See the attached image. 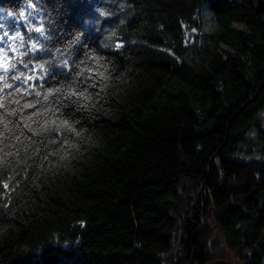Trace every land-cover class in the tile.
Instances as JSON below:
<instances>
[{
	"label": "trees",
	"instance_id": "1",
	"mask_svg": "<svg viewBox=\"0 0 264 264\" xmlns=\"http://www.w3.org/2000/svg\"><path fill=\"white\" fill-rule=\"evenodd\" d=\"M256 2L32 0L65 30L88 14L99 21L96 41L115 32L120 51L85 48L112 58L125 79L105 110L83 121L100 143L68 169L46 182H33L32 169L0 179V264H216L227 252L238 264H264V12Z\"/></svg>",
	"mask_w": 264,
	"mask_h": 264
},
{
	"label": "clouds",
	"instance_id": "2",
	"mask_svg": "<svg viewBox=\"0 0 264 264\" xmlns=\"http://www.w3.org/2000/svg\"><path fill=\"white\" fill-rule=\"evenodd\" d=\"M26 2L23 11L7 0L0 4V58L14 53L6 66L0 63V179L10 172L14 182L32 169L33 182H46L47 176L68 169L71 161L100 143L83 121L91 123L94 113L104 111L125 79L124 73L114 75L112 58L85 44L115 51L124 45L116 46L117 34L110 29L107 43L96 41L92 29L99 21L91 15L80 17L79 28L65 30L49 19L50 9L43 15L47 5L40 8L32 0ZM92 12L108 16L98 4L92 5ZM81 51L83 59H77ZM36 251L39 255L42 250Z\"/></svg>",
	"mask_w": 264,
	"mask_h": 264
},
{
	"label": "rangeland",
	"instance_id": "3",
	"mask_svg": "<svg viewBox=\"0 0 264 264\" xmlns=\"http://www.w3.org/2000/svg\"><path fill=\"white\" fill-rule=\"evenodd\" d=\"M232 26H235L237 28H241V29H245V26L241 23H232ZM221 48H225L228 49V47L226 45H224L223 43H220ZM263 118H264V110L261 112ZM263 124H264V119H263ZM238 264L237 260L235 261V257L233 256L232 252H227L225 255V261H221V262H216V264Z\"/></svg>",
	"mask_w": 264,
	"mask_h": 264
},
{
	"label": "water",
	"instance_id": "4",
	"mask_svg": "<svg viewBox=\"0 0 264 264\" xmlns=\"http://www.w3.org/2000/svg\"><path fill=\"white\" fill-rule=\"evenodd\" d=\"M256 3H257L255 7L256 13L257 14L263 13L264 12V0H257Z\"/></svg>",
	"mask_w": 264,
	"mask_h": 264
}]
</instances>
